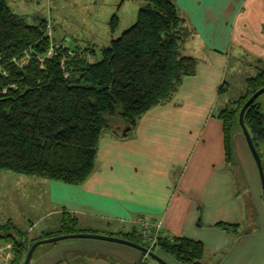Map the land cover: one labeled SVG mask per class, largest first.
Instances as JSON below:
<instances>
[{"label":"crops","instance_id":"1","mask_svg":"<svg viewBox=\"0 0 264 264\" xmlns=\"http://www.w3.org/2000/svg\"><path fill=\"white\" fill-rule=\"evenodd\" d=\"M173 1L187 30L181 51L197 59V74L135 128L122 123L105 131L83 184L27 176L24 206L32 204L30 192L44 194L25 221L3 212L0 223L11 221L40 239L59 235L69 213L78 219L77 232L133 237L143 216L162 221L165 234L202 242L205 264H264L259 169L241 130L234 136L238 161L227 163L218 117L227 102L245 94L246 79L264 69V0ZM233 63L239 73L229 78ZM225 82L228 90L239 88L235 97L221 98ZM259 103L264 111V100ZM154 252L169 264H185L161 248ZM150 258L162 264L130 245L79 237L51 243L29 264H142ZM14 260L13 242L0 237V264Z\"/></svg>","mask_w":264,"mask_h":264},{"label":"trees","instance_id":"2","mask_svg":"<svg viewBox=\"0 0 264 264\" xmlns=\"http://www.w3.org/2000/svg\"><path fill=\"white\" fill-rule=\"evenodd\" d=\"M11 1L0 0V67L6 72H0V170L83 184L95 169L105 131L122 123L135 128L145 113L173 100L185 78L197 74V59L181 51L187 30L173 0H144L132 25L116 37L121 18L114 14L107 45L81 47L69 41L61 48L54 47L56 35L49 34L46 18L30 23L14 11ZM263 87L264 69L247 78L245 94L218 113L227 163L234 161L236 129L243 131L241 109ZM227 91L225 82L219 94ZM244 121L259 151L264 111L257 100L247 108ZM6 226L13 234L0 237L13 242L12 264L19 263L35 241L53 237L24 244L17 238L22 232L11 221L0 228ZM78 230L77 217L65 213L59 235ZM131 235L121 237L149 247L136 226ZM155 248L185 264H205L207 256L202 242L168 234L158 238Z\"/></svg>","mask_w":264,"mask_h":264},{"label":"rangeland","instance_id":"3","mask_svg":"<svg viewBox=\"0 0 264 264\" xmlns=\"http://www.w3.org/2000/svg\"><path fill=\"white\" fill-rule=\"evenodd\" d=\"M143 3L144 0H13L10 4H12L14 11L17 10L25 15L30 23H36L38 18H46L50 22V33L56 35L57 41H53L54 47L61 48L66 47L70 42L79 44L81 47L95 46L96 44L107 45L110 42L109 37L113 36L110 32L112 16L117 14L121 18L120 28L113 36L116 37L132 25L136 13ZM19 7L22 8L19 9ZM53 38L55 37L53 36ZM90 60L92 61L93 58ZM237 68V64L233 63L229 71V78L232 77V73L237 74ZM238 91L239 88L236 87L232 88V91L229 89L228 93L221 95V98L235 97L233 95ZM262 100H264V93L257 98L258 102ZM236 130H240V127ZM258 148L264 163V140L258 141ZM234 160L238 161L235 146ZM26 177L27 175L0 170V214L3 212L13 214L15 217L18 216L21 221L29 218L30 211L38 204L34 201L40 200L44 193H40L39 190L30 192L31 197H33L32 204L30 207L24 206L23 201L27 192L26 183L29 180ZM36 178L31 180H39ZM8 223L10 222L0 223V226ZM12 232L8 226L4 229L0 228V233ZM27 235V231L22 232L19 240L21 243L31 245L34 238L27 237ZM51 243L53 242L41 243L34 254H39L41 249ZM142 243L147 244L146 240H142ZM25 256L26 254L17 264H23ZM151 262L152 259L150 258L148 261H143L142 264H150Z\"/></svg>","mask_w":264,"mask_h":264},{"label":"water","instance_id":"4","mask_svg":"<svg viewBox=\"0 0 264 264\" xmlns=\"http://www.w3.org/2000/svg\"><path fill=\"white\" fill-rule=\"evenodd\" d=\"M264 93V87L259 89L258 91H256L249 99L248 101L244 104V106L241 109L240 112V125L241 128L243 130V133L245 135L247 144L249 146V149L255 159V162L257 164V167L259 169V174H260V178H261V182H262V187H263V193H264V164H263V160L262 157L257 149L256 144L253 141L252 135L250 133V131L248 130L245 121H244V116H245V112L247 110V108L257 100V98L259 96H261ZM97 238V239H103V240H108V241H113V242H118V243H122V244H126V245H130L132 247L138 248L140 249L142 252L144 253H148V255H150L151 257H153L154 259L158 260L159 262H161L162 264H169L166 260H164L161 256H159L157 253H155L154 251L150 250L148 247H145L139 243L127 240L125 238H121L118 236H112V235H105V234H99V233H93V232H77V233H69V234H61V235H57V236H53V237H49V238H44V239H40L35 241L32 246L30 247L29 251L27 252V255L24 259L23 264H29L37 247L41 244V243H50V242H56L62 239H67V238Z\"/></svg>","mask_w":264,"mask_h":264},{"label":"built area","instance_id":"5","mask_svg":"<svg viewBox=\"0 0 264 264\" xmlns=\"http://www.w3.org/2000/svg\"><path fill=\"white\" fill-rule=\"evenodd\" d=\"M49 34H51L49 32ZM53 50L50 51V54H52ZM19 62L18 60H16ZM0 72L2 74H6L5 71H2V68L0 67ZM136 225V231L140 235V237L144 240H146L149 243V249L154 250L158 238L162 235H165L163 231V222L162 221H152L150 219H147L143 216H140L135 221ZM146 256H148V253H146Z\"/></svg>","mask_w":264,"mask_h":264}]
</instances>
